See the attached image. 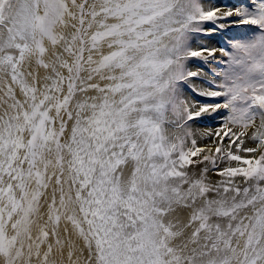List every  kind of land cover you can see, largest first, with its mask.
<instances>
[{
	"label": "snow or ice",
	"instance_id": "snow-or-ice-1",
	"mask_svg": "<svg viewBox=\"0 0 264 264\" xmlns=\"http://www.w3.org/2000/svg\"><path fill=\"white\" fill-rule=\"evenodd\" d=\"M0 264H264V0H0Z\"/></svg>",
	"mask_w": 264,
	"mask_h": 264
}]
</instances>
